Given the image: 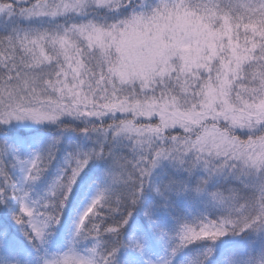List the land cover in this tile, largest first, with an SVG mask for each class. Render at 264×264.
<instances>
[{
  "label": "snow or ice",
  "instance_id": "obj_1",
  "mask_svg": "<svg viewBox=\"0 0 264 264\" xmlns=\"http://www.w3.org/2000/svg\"><path fill=\"white\" fill-rule=\"evenodd\" d=\"M0 264H264V0H0Z\"/></svg>",
  "mask_w": 264,
  "mask_h": 264
}]
</instances>
